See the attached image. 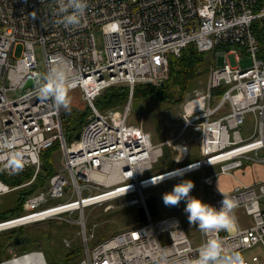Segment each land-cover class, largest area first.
<instances>
[{
  "label": "built area",
  "instance_id": "obj_1",
  "mask_svg": "<svg viewBox=\"0 0 264 264\" xmlns=\"http://www.w3.org/2000/svg\"><path fill=\"white\" fill-rule=\"evenodd\" d=\"M87 3L79 26L66 29L51 23L54 0H0V134L15 137L16 150L24 151V170L33 168L31 179L20 185L0 180V195L31 183L41 168V153L56 141L62 151L59 169L43 188L24 199V214L0 221H11L1 230L26 224L30 221L12 222L33 214L39 216L31 222L58 219L73 223L81 242L80 257L74 264H156L161 253H166L172 264H192L198 249L213 238L222 241L226 252L264 246V179L221 192L213 185L214 174L203 175L202 183L212 187L214 196L202 201L219 209L221 193L232 199L236 225L218 234L200 231L197 244L190 241L177 213H147L145 220L137 219L131 226L90 243L94 234L86 226L84 212L86 207L127 195H131L128 205L145 206L149 194L143 189L153 183H139L163 173L143 176L153 170L166 148L172 150L177 169L188 168L184 172L213 165L218 173H229L243 168L245 161L264 162V156L258 155L264 150V59L258 56L260 45L253 30L254 21L264 23V0ZM96 26L101 31L102 48L96 45ZM17 43L22 49L15 57ZM36 43L42 46L43 73L38 69ZM189 45L210 53L215 62L208 69L205 87L194 90L182 102L177 134L154 142L142 126L128 122L133 88L138 83L165 80L169 56H179ZM243 55L250 60L248 67L240 64ZM54 65L67 66L72 88L80 89L90 108L79 138L71 142L64 136L60 108L51 99L38 96V74ZM28 79L32 84L24 86ZM117 84L129 88L126 104L120 110H99L95 97ZM17 89L24 92L8 96V91ZM246 115L254 121V128L244 137L240 126ZM192 131L198 134L200 158L185 163L190 153L187 135ZM0 169L10 175L3 160ZM113 188L118 190L113 192ZM238 209L252 221L241 222ZM62 243L67 248L73 245L66 236ZM14 246L13 242L6 245L9 256L2 257L0 264L33 253L42 255V264H48L42 252L17 253ZM251 261H259V257L253 255Z\"/></svg>",
  "mask_w": 264,
  "mask_h": 264
},
{
  "label": "rangeland",
  "instance_id": "obj_2",
  "mask_svg": "<svg viewBox=\"0 0 264 264\" xmlns=\"http://www.w3.org/2000/svg\"><path fill=\"white\" fill-rule=\"evenodd\" d=\"M93 31L97 47L102 48V35L99 27L96 26ZM21 49V43H17L14 46L15 57L20 55ZM34 50L38 61V69L43 73L45 70V65L42 46L39 43H36L34 45ZM205 60L206 63L202 68V73L194 80L189 81L186 89H181L178 87L172 88L171 91L174 95V99H179L175 100L176 103H171L169 102V100H159L152 96H141L137 98L133 97L131 100L128 122L132 124H139L140 126H142L144 130L150 133L154 142H158L162 139L175 136L178 132L180 124L182 102L188 99L192 95L194 90L203 89L205 87L208 69L210 68L211 64L215 62V58L212 57L210 53L205 54ZM239 61L242 67H248L250 65L249 58L244 55L240 57ZM23 92L24 91L22 89L10 90L8 91V96L15 97ZM69 95L71 97L70 110H65L61 107V113L64 112L65 114H68L67 112H72L75 114V112L79 113L88 110V105L83 99L82 93L79 88H71ZM124 105L120 107L109 108L104 111L109 112L120 110ZM240 128L242 129V135L244 137L248 136L249 133L252 132L254 128V121L249 115H246ZM187 139L189 140L188 143L190 148V155L188 156V160L185 163H187L188 161L190 162L195 158H200L197 153L198 134L192 131L188 133ZM258 155L264 156V150H259ZM50 160L55 170L59 169L62 160V151L59 147L50 149ZM254 162L256 161H245L243 167L248 166V164L253 165ZM256 163L264 165V162L261 161ZM177 166L178 165L174 161L172 150L166 148L161 159L154 164V169L149 173H145L143 176L149 175L151 173H161L172 168L174 169ZM207 173V170L188 171L184 172L183 175L174 176L171 179H166L159 184H152L151 186L143 189L147 194H155L159 208V215L168 213H177L180 215L184 222L186 233L193 244H197L201 241V233L196 226L189 224L187 214L184 211V208L186 206L185 201H181L178 206H165L162 200V196L164 193L172 191L174 185L182 182L183 180H191L194 183V188L191 191L190 195L199 199H211L214 196L213 190L208 197V195L206 194V187L209 185L204 184L201 181L202 176H206ZM15 194L16 191L12 190L6 194L0 195V210L14 208L16 204ZM130 196L131 195L114 198L84 208L86 226L88 228L91 227L94 234V239L93 237H90V243L100 240L109 234L127 228L134 224V222L138 219V215L136 212V207L127 204V200ZM236 215L241 222L247 221V223H249L252 221L250 216H248L242 209L236 210ZM31 220L32 219L27 220L30 222L19 227L0 230V259L2 257L5 258L9 256L6 250L9 231L20 232L21 230L25 235L29 234L30 236L28 237L30 238L29 241L20 243L17 246L13 247V249L17 253H23L29 250H37L42 252L43 254L46 253L47 258H49L50 261L60 260V258L65 255V246L62 243V238L64 236L70 238L73 242V245L79 246V252L81 253L80 236L77 232V229L74 228L73 223H69L63 220L60 223L57 219L38 220L33 222H31ZM59 225L62 226V228H60ZM60 229H62V231ZM57 231L61 232L59 233ZM80 253L78 254L77 252L70 256V260H72L70 264H72L73 261L77 260L80 257ZM240 254L244 257V259L248 260L250 264H264V246L260 244H257L252 248L242 250ZM253 255H257L259 257V261H251V257ZM46 261L48 263V259H46Z\"/></svg>",
  "mask_w": 264,
  "mask_h": 264
},
{
  "label": "clouds",
  "instance_id": "obj_3",
  "mask_svg": "<svg viewBox=\"0 0 264 264\" xmlns=\"http://www.w3.org/2000/svg\"><path fill=\"white\" fill-rule=\"evenodd\" d=\"M55 10L52 12L51 23L55 26L73 28L79 26L82 17L88 7L87 0H54ZM34 15V14H33ZM38 96L43 100L51 99L57 108L70 110L72 88L70 71L65 65L51 66L46 73L38 74ZM0 160L4 162V168L10 175L20 174L25 168V156L23 150H16L15 137L9 138L0 134ZM191 167V166H189ZM3 169H0L2 171ZM183 169H177L172 173H165L153 177L152 183L159 184L165 179H171L184 174ZM194 188L191 180H183L174 185L172 191L162 196L165 206H178L185 201L184 208L190 225L196 226L205 235L230 231L236 225L233 210L235 202L224 196L219 209L203 202L201 199L190 195ZM156 264H172L166 253H161ZM192 264H246L244 257L239 252H226L223 243L218 238L208 239L199 249L198 256Z\"/></svg>",
  "mask_w": 264,
  "mask_h": 264
},
{
  "label": "trees",
  "instance_id": "obj_4",
  "mask_svg": "<svg viewBox=\"0 0 264 264\" xmlns=\"http://www.w3.org/2000/svg\"><path fill=\"white\" fill-rule=\"evenodd\" d=\"M253 30L260 45L258 56L264 59V23L260 22L259 20L254 21ZM205 54H206L205 52L197 51L192 45L185 47L179 56H175L171 54L169 56L168 76L164 80V84L161 85L159 82L138 83L133 88L131 100L133 97L137 98L141 96H152L159 100H165V101L169 100V102L171 103H176L175 100H179V99H174V95L171 91L172 88L178 87L181 89H186L189 84L188 82L194 80L197 76H199L202 73L203 71L202 68L206 63ZM217 93L218 91L216 92V94ZM128 99H129L128 86L125 84H117V85L108 86L105 89H103V91L98 96L95 97L94 104L99 110L104 111L109 108L120 107L124 105L128 101ZM87 109H88L87 111H82L79 113L75 112V114L72 112L71 113L67 112L68 114H65L64 112L62 113L63 132L67 142H71L74 139L75 134L78 131H80L82 125L87 119L88 114L90 113L89 106H87ZM54 147H59L57 141L51 147L47 148L41 153V168L36 174L34 180L27 185L14 189L16 191L15 194L16 204L14 208H8L7 210H0V221L9 218H14L24 214V210L22 208V203L24 199L28 195L43 188L46 185L47 179L55 171V168L53 167V164L50 160V149ZM176 164L178 165V163ZM32 176H33L32 167L26 168L20 174H15V175H8L3 171H0V180L4 181L10 186L20 185L31 179ZM58 221L60 223L62 222L60 220ZM73 225L74 228L78 230L77 225L75 224ZM59 227L62 228V226L60 225ZM60 230L62 231V229ZM17 234L20 239V242L18 244L29 241L30 237L28 236L30 235L29 234L25 235L24 233H22V230L20 232L9 231L7 244L13 242V238ZM18 244H16L15 246H17ZM79 251H80L79 246L72 245L69 248L65 247L64 249L65 255L62 256L60 260L50 261L49 258H47L46 253L44 254V256L46 257V259H48V264H57V263L70 264V262L72 261L70 260L71 259L70 256L77 252L79 254L80 253ZM75 262L76 260L73 261L72 264H74Z\"/></svg>",
  "mask_w": 264,
  "mask_h": 264
},
{
  "label": "crops",
  "instance_id": "obj_5",
  "mask_svg": "<svg viewBox=\"0 0 264 264\" xmlns=\"http://www.w3.org/2000/svg\"><path fill=\"white\" fill-rule=\"evenodd\" d=\"M193 160H196V158ZM203 170L208 171L207 175L214 174L213 185L216 189H218L221 192H228L234 187V185H238L240 183L251 184L258 179H264V165L257 163H254L253 165L248 164V166H245L243 168L241 167V168L233 169L229 173H218V167L213 165H207ZM206 188H207L206 194L209 197L210 194L212 193V187L207 186ZM201 200L205 201L208 199H201Z\"/></svg>",
  "mask_w": 264,
  "mask_h": 264
},
{
  "label": "bare ground",
  "instance_id": "obj_6",
  "mask_svg": "<svg viewBox=\"0 0 264 264\" xmlns=\"http://www.w3.org/2000/svg\"><path fill=\"white\" fill-rule=\"evenodd\" d=\"M181 155V154H180ZM179 155V157H180ZM177 169V167H176ZM179 169H183V170H187L188 168L186 167H182V168H179ZM175 171V170H174ZM174 171H170L168 173H172ZM165 174V172H163ZM161 173V175L163 174ZM159 176V175H158ZM157 177V176H156ZM152 179H149V180H146L144 181L143 183H139V185H148L149 183H152ZM166 180V179H165ZM118 189L117 188H113V192H116ZM102 200V199H101ZM159 215V214H158ZM38 216L39 214H33V215H28V216H25L23 218H19V219H16L12 222V224H18V223H22L24 221H27V220H35V219H38ZM157 216V215H156ZM139 219V217H138ZM31 220V221H32ZM11 221H8L6 222L7 224L9 223L10 224ZM6 223H0V230L7 227L8 225ZM42 255L40 254H36V253H33V254H27L26 256L24 257H21V258H17L16 260L12 261L10 264H42Z\"/></svg>",
  "mask_w": 264,
  "mask_h": 264
},
{
  "label": "water",
  "instance_id": "obj_7",
  "mask_svg": "<svg viewBox=\"0 0 264 264\" xmlns=\"http://www.w3.org/2000/svg\"><path fill=\"white\" fill-rule=\"evenodd\" d=\"M159 83L161 85L164 84V80H160ZM32 84V80L31 79H28L25 83L24 86H29ZM75 138L78 139L79 138V131L75 134ZM136 212H137V215L139 217V219L141 221L145 220L146 217H147V213L150 215V216H156L159 214V208H158V204H157V201H156V196L155 194L153 193H150L146 199H145V206L144 205H140L138 207H136ZM20 242V239H19V236L18 234L15 235L14 239H13V244H18ZM57 264H64V263H57Z\"/></svg>",
  "mask_w": 264,
  "mask_h": 264
}]
</instances>
